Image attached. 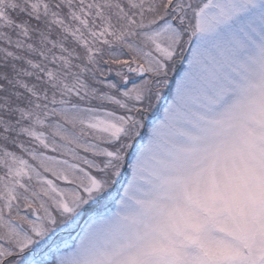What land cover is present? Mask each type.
<instances>
[{
  "label": "snow or ice",
  "instance_id": "6c2138e0",
  "mask_svg": "<svg viewBox=\"0 0 264 264\" xmlns=\"http://www.w3.org/2000/svg\"><path fill=\"white\" fill-rule=\"evenodd\" d=\"M261 233L264 0H0V264H264Z\"/></svg>",
  "mask_w": 264,
  "mask_h": 264
},
{
  "label": "rangeland",
  "instance_id": "374dc122",
  "mask_svg": "<svg viewBox=\"0 0 264 264\" xmlns=\"http://www.w3.org/2000/svg\"><path fill=\"white\" fill-rule=\"evenodd\" d=\"M229 226H233V222L229 221ZM255 223V217L253 216L252 212L249 211L247 215L237 217L235 221V227L237 230H243L247 226H252ZM260 235L264 236V233H261ZM259 238V236L257 237Z\"/></svg>",
  "mask_w": 264,
  "mask_h": 264
}]
</instances>
